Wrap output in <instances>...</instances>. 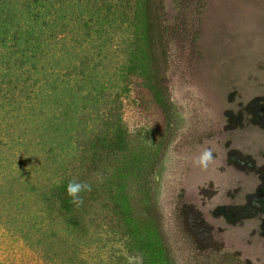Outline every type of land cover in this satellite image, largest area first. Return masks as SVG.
<instances>
[{
  "label": "rangeland",
  "instance_id": "1",
  "mask_svg": "<svg viewBox=\"0 0 264 264\" xmlns=\"http://www.w3.org/2000/svg\"><path fill=\"white\" fill-rule=\"evenodd\" d=\"M191 1L201 56L171 46L174 120L152 177L161 233L171 264H236L219 259L225 251L264 264V0ZM175 3L166 0L170 20ZM141 21V0H0V264H126L122 249L136 254L110 234L103 202L85 197L73 229L49 199L79 177L106 125L152 142L141 129L153 119L122 86ZM206 148L214 160L202 170L193 161ZM128 193L138 199L133 180Z\"/></svg>",
  "mask_w": 264,
  "mask_h": 264
},
{
  "label": "trees",
  "instance_id": "2",
  "mask_svg": "<svg viewBox=\"0 0 264 264\" xmlns=\"http://www.w3.org/2000/svg\"><path fill=\"white\" fill-rule=\"evenodd\" d=\"M175 1L176 13L170 20L166 0H141V49L136 46L135 52H130L122 85L126 102L137 112L153 119L151 125L148 123L151 130L147 124L141 130L151 132V137L156 140L152 139L149 144L142 140H130L124 126L114 123L106 125V129L89 142L88 164L82 159L79 177L75 176L83 181L82 172L87 177L102 175L103 182L97 184V179L90 182L92 190L81 193L83 204L79 207L72 204L66 194L70 179L55 186L49 199L65 223L73 229L82 228L80 214L86 202H90L89 206L92 202H103V208L108 209L113 220L110 234L118 235L128 250L142 255L144 264H171L152 199V177L167 144L166 140L165 143L161 140V132L168 129L174 120L166 78L170 68L171 46L174 42L182 43L187 57L200 59L201 56L197 48L200 32L192 26L184 10V6H191L192 1ZM203 5L204 0H197L200 10ZM198 14L200 11L196 12ZM132 180L138 194V199L134 200L128 193V183ZM85 197L88 198L86 202ZM138 203L142 206L143 217L136 214L135 205ZM218 245L224 248L222 244ZM219 259L241 264L237 255L228 251L222 252Z\"/></svg>",
  "mask_w": 264,
  "mask_h": 264
},
{
  "label": "clouds",
  "instance_id": "3",
  "mask_svg": "<svg viewBox=\"0 0 264 264\" xmlns=\"http://www.w3.org/2000/svg\"><path fill=\"white\" fill-rule=\"evenodd\" d=\"M213 160L214 156L212 150L206 148L194 159L193 163L202 170H206ZM96 179L97 182H103L104 178L102 175H98ZM91 190L92 185L90 183L80 181L75 177L70 180L66 186L67 196L71 198V203L77 207L83 204L81 193L90 192ZM121 254L124 256L126 264H144V258L140 254H129L126 249H122Z\"/></svg>",
  "mask_w": 264,
  "mask_h": 264
}]
</instances>
